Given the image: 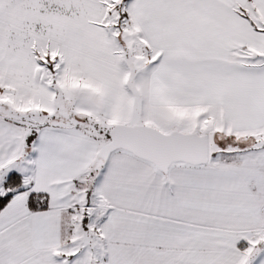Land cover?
<instances>
[{"label": "snow or ice", "instance_id": "6c2138e0", "mask_svg": "<svg viewBox=\"0 0 264 264\" xmlns=\"http://www.w3.org/2000/svg\"><path fill=\"white\" fill-rule=\"evenodd\" d=\"M0 264H264V0H0Z\"/></svg>", "mask_w": 264, "mask_h": 264}]
</instances>
